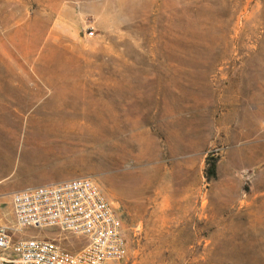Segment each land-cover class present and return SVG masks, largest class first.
I'll use <instances>...</instances> for the list:
<instances>
[{"label":"rangeland","instance_id":"rangeland-1","mask_svg":"<svg viewBox=\"0 0 264 264\" xmlns=\"http://www.w3.org/2000/svg\"><path fill=\"white\" fill-rule=\"evenodd\" d=\"M79 178L117 264H264V0H0V227L77 252L9 196Z\"/></svg>","mask_w":264,"mask_h":264},{"label":"built area","instance_id":"built-area-1","mask_svg":"<svg viewBox=\"0 0 264 264\" xmlns=\"http://www.w3.org/2000/svg\"><path fill=\"white\" fill-rule=\"evenodd\" d=\"M9 205L17 231L55 229L86 244L71 253L33 237L13 242L0 227V264H117L126 257L120 222L89 179L13 192Z\"/></svg>","mask_w":264,"mask_h":264},{"label":"trees","instance_id":"trees-1","mask_svg":"<svg viewBox=\"0 0 264 264\" xmlns=\"http://www.w3.org/2000/svg\"><path fill=\"white\" fill-rule=\"evenodd\" d=\"M216 157L214 156H207L205 159L206 168L203 172V177L205 180H210L211 178H214L215 176V164H216Z\"/></svg>","mask_w":264,"mask_h":264},{"label":"bare ground","instance_id":"bare-ground-1","mask_svg":"<svg viewBox=\"0 0 264 264\" xmlns=\"http://www.w3.org/2000/svg\"><path fill=\"white\" fill-rule=\"evenodd\" d=\"M125 152V151H124ZM124 157V156H123ZM126 157V156H125ZM122 160V159H121Z\"/></svg>","mask_w":264,"mask_h":264}]
</instances>
